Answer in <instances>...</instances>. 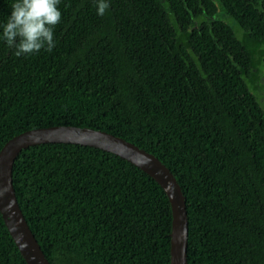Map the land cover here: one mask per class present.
<instances>
[{
  "label": "trees",
  "instance_id": "1",
  "mask_svg": "<svg viewBox=\"0 0 264 264\" xmlns=\"http://www.w3.org/2000/svg\"><path fill=\"white\" fill-rule=\"evenodd\" d=\"M61 0L55 47L0 40V150L40 128L101 130L155 155L188 213V264H264V0ZM13 0H0V25ZM18 205L50 264H170L171 208L89 146L16 157ZM0 264H27L0 215Z\"/></svg>",
  "mask_w": 264,
  "mask_h": 264
},
{
  "label": "water",
  "instance_id": "2",
  "mask_svg": "<svg viewBox=\"0 0 264 264\" xmlns=\"http://www.w3.org/2000/svg\"><path fill=\"white\" fill-rule=\"evenodd\" d=\"M264 63V58H263ZM47 143L89 146L116 155L140 168L155 180L171 208L170 264H188V213L185 196L175 176L155 155L122 138L101 130L56 126L23 132L0 150V215L27 264H50L18 205L12 180L16 157L24 149Z\"/></svg>",
  "mask_w": 264,
  "mask_h": 264
},
{
  "label": "clouds",
  "instance_id": "3",
  "mask_svg": "<svg viewBox=\"0 0 264 264\" xmlns=\"http://www.w3.org/2000/svg\"><path fill=\"white\" fill-rule=\"evenodd\" d=\"M61 0H13L7 20L0 25V40L14 49L16 57L31 56L55 47L54 29L61 21ZM97 14L109 8L106 0H96Z\"/></svg>",
  "mask_w": 264,
  "mask_h": 264
},
{
  "label": "rangeland",
  "instance_id": "4",
  "mask_svg": "<svg viewBox=\"0 0 264 264\" xmlns=\"http://www.w3.org/2000/svg\"><path fill=\"white\" fill-rule=\"evenodd\" d=\"M262 72L264 74V68H263ZM257 93H258L260 102L263 103V105H264V89H261V88L258 89Z\"/></svg>",
  "mask_w": 264,
  "mask_h": 264
}]
</instances>
